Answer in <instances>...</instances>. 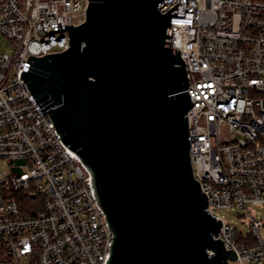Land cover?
<instances>
[{
    "label": "built area",
    "instance_id": "obj_1",
    "mask_svg": "<svg viewBox=\"0 0 264 264\" xmlns=\"http://www.w3.org/2000/svg\"><path fill=\"white\" fill-rule=\"evenodd\" d=\"M89 0H0V264H108L110 233L91 174L60 139L20 79L29 56L69 49ZM178 31L193 107L187 113L194 178L234 264H264V0H166ZM36 201H38L36 203ZM249 213V232L222 211ZM212 256V253L209 254ZM233 262H229L232 264Z\"/></svg>",
    "mask_w": 264,
    "mask_h": 264
},
{
    "label": "water",
    "instance_id": "obj_2",
    "mask_svg": "<svg viewBox=\"0 0 264 264\" xmlns=\"http://www.w3.org/2000/svg\"><path fill=\"white\" fill-rule=\"evenodd\" d=\"M165 1L89 0L85 23L50 31L68 30L69 49L29 56L20 79L92 176L108 264H229L193 174V102Z\"/></svg>",
    "mask_w": 264,
    "mask_h": 264
},
{
    "label": "rangeland",
    "instance_id": "obj_3",
    "mask_svg": "<svg viewBox=\"0 0 264 264\" xmlns=\"http://www.w3.org/2000/svg\"><path fill=\"white\" fill-rule=\"evenodd\" d=\"M0 53L12 55L14 53V47L9 39L0 35ZM38 201H36L37 203ZM252 216L254 218L264 221V207L253 206L249 208ZM222 219L227 222L236 225L239 230L244 231V233L249 232V213L245 210L235 209V210H225L221 212ZM264 237V229L262 231ZM234 264V262L232 263Z\"/></svg>",
    "mask_w": 264,
    "mask_h": 264
}]
</instances>
